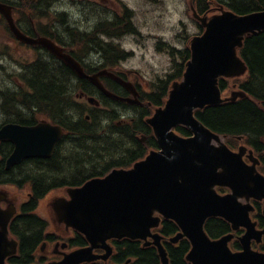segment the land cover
I'll list each match as a JSON object with an SVG mask.
<instances>
[{
    "label": "water",
    "instance_id": "water-1",
    "mask_svg": "<svg viewBox=\"0 0 264 264\" xmlns=\"http://www.w3.org/2000/svg\"><path fill=\"white\" fill-rule=\"evenodd\" d=\"M0 12L7 17L17 37L30 44H41L64 60L82 78H88L100 91L114 100L139 103L138 93L130 83L123 82L106 71L87 76L78 63L63 54L62 49L47 39L32 40L15 27L11 10L0 4ZM206 31L191 42L192 56L181 82H175L164 108L156 110L147 120L152 127L159 151L130 170H114L104 179H93L83 187L70 189L71 200L55 201L54 209L61 222L84 234L91 246L65 255L59 263L81 264L109 256L94 255V250L105 247L110 238L143 239L160 224L161 214L175 221L182 233L172 239L178 242L186 237L192 243L187 259L193 264H264V253L252 251L251 241H262L263 232L251 222L253 210L250 199H264V176L256 170L258 161L250 151L247 165L243 157L247 148L241 146L232 152L216 133L195 117V110L223 102L219 79L240 76L246 72L245 63L238 57L237 48L243 46L246 36L264 32V11L248 15L224 12L209 22ZM106 75L120 82L134 99H123L109 92L101 83ZM242 93H233L235 100ZM94 103V99H89ZM182 126L191 134L182 137L174 129ZM63 136L60 126L42 121L36 126L9 124L0 129V142L11 141L16 148L8 160V167L33 157H50ZM228 187L231 194L220 196L216 187ZM0 192V201L8 200ZM245 199L247 204L240 200ZM16 211L14 204L0 210V264L16 253L15 241L8 239V224ZM211 217H222L234 229L245 227L241 239L244 252L231 253L228 242L232 236L212 241L204 231ZM152 236V235H151ZM159 248L162 264H169L161 238L152 236ZM110 253V251H109Z\"/></svg>",
    "mask_w": 264,
    "mask_h": 264
},
{
    "label": "trees",
    "instance_id": "trees-1",
    "mask_svg": "<svg viewBox=\"0 0 264 264\" xmlns=\"http://www.w3.org/2000/svg\"><path fill=\"white\" fill-rule=\"evenodd\" d=\"M233 8L239 14L264 10V0H248L246 5L233 4ZM180 54L182 62L174 61L172 73L152 83L150 92L142 94V99L150 104L141 107L122 104L124 110H117L108 106L112 105V101L102 97L107 110L93 111L91 121H86L84 118L85 106L75 98V95L82 91L99 97V93L85 80L78 81L82 86L77 87L75 83L77 78L74 74H30L27 76V82L31 86V91L0 89V101L3 102L1 109L11 111L15 117L12 120L29 125L30 122L24 120L21 109L30 112L38 110L42 116H47L53 122L62 125L67 132L52 158L29 160L37 167L26 170L21 183L31 181L34 184L32 179H36L41 191H36L34 194L30 202L32 209L24 205V210H34L38 200L50 187L81 185L85 180L102 176L113 168H128L145 158L149 148L156 146L152 130L145 123V119L154 109L164 105L172 82L182 78L185 64L190 58V51L186 49ZM241 55L248 65L249 73L246 79L237 82L239 88L247 93V97L198 110L196 116L210 130L226 136L228 144L233 148L238 143L235 137L244 136L246 144L259 156L261 169L264 171V33L247 37ZM65 77L71 78L70 89L65 87ZM220 86L225 91L230 88L225 80L221 81ZM127 115L132 119L121 121L122 117ZM176 131L189 136V132L183 127H178ZM141 135L148 137L146 143L139 140ZM15 175V171L3 170L0 183H18ZM259 218L263 225L264 220ZM16 222L13 223L12 229L14 234L18 233L17 236L22 242L21 254L22 257L25 255L26 262L21 263L20 258H11L10 263L30 264L34 260L32 253L44 225L31 216L20 222L22 229L19 232L18 228H15ZM206 229L212 237L218 238L228 233L230 226L222 219H211L207 222ZM178 231L179 228L174 222H164L162 234L165 237L172 236ZM79 245H84L82 240ZM124 245L117 259L119 264H123L130 257L136 259L132 264H160L155 248L143 249L133 242ZM166 246L171 264H189L186 255L190 250V243L186 239H183L178 246L169 243H166ZM233 246L236 249L240 248L237 241ZM260 248L264 250V244Z\"/></svg>",
    "mask_w": 264,
    "mask_h": 264
},
{
    "label": "flooded vegetation",
    "instance_id": "flooded-vegetation-1",
    "mask_svg": "<svg viewBox=\"0 0 264 264\" xmlns=\"http://www.w3.org/2000/svg\"><path fill=\"white\" fill-rule=\"evenodd\" d=\"M247 2L248 0H193V3L202 9V17H211L225 6L227 9L234 10L233 4L246 5ZM0 3L10 8L15 25L21 33L32 39L40 37L50 39L66 54L73 57L86 74L96 75L106 70L125 79H128L126 77L128 74H138L137 71L124 67L125 61L131 58L133 52L127 53L122 42L125 43L129 38H136L140 35V31L130 15L133 9L129 7L126 0H0ZM0 73H6V75L22 73L34 75L39 73L75 74L65 62L44 47L19 40L10 28L7 18L2 14H0ZM64 80L65 87L69 88L70 78L65 77ZM105 80L111 87L120 88L123 94L126 93L113 79L105 77ZM26 110L21 109V114L24 120H29L28 126H35L41 121L38 117V110L35 112ZM14 148L12 142L1 144L0 170L16 172V182L18 183L15 184L19 192H23L25 184H30L32 191L29 190L27 194L32 201L36 191H41L39 190L40 184L36 179H32L34 184L31 181L25 184L21 182H23L24 172L36 168L37 165L29 162L32 159H24L21 163L8 167V160ZM7 185L11 186L8 183H0V188L5 189ZM51 189L50 187L46 193H50ZM23 195L25 194L19 196ZM30 202L25 204L28 209H32ZM1 206L5 208L6 203H1ZM25 206L23 205V207ZM23 207L21 213L16 217L15 228H18L20 232L22 229L20 222L31 216L40 220L44 228L41 230L39 240L35 243L34 250L38 249L40 252V261L55 260V252L60 253L55 247L58 236L50 230L49 221L42 218L37 212L36 214L31 213V211L24 210ZM59 230L66 234L71 233L65 228L60 227ZM73 234L74 237L70 244L79 247L87 246L82 237L76 232ZM81 240L84 245H79ZM51 244H53L52 250L46 252L45 250Z\"/></svg>",
    "mask_w": 264,
    "mask_h": 264
},
{
    "label": "rangeland",
    "instance_id": "rangeland-1",
    "mask_svg": "<svg viewBox=\"0 0 264 264\" xmlns=\"http://www.w3.org/2000/svg\"><path fill=\"white\" fill-rule=\"evenodd\" d=\"M126 2L133 9L130 15L140 31V35L136 38H129L125 43L122 42L126 52H133L131 58L125 61L124 67L138 72V74H128L126 77L134 84H139L143 90L148 91L150 83L172 73L174 59L168 53V46L176 50H185L190 47L191 39L201 35L204 30L200 29L193 19L190 0H126ZM0 79L9 87H15V75L0 74ZM229 84H232L231 81ZM44 118L39 117L40 120ZM3 119L2 113L0 124ZM5 189L17 197L27 194L30 190L29 187H25L23 192H19V189L12 185H7ZM60 196H67L65 190L51 192L41 202L37 212L49 221L50 230L55 232L60 230H58L59 226L54 223L50 201ZM52 248L53 244L49 245L45 251H51Z\"/></svg>",
    "mask_w": 264,
    "mask_h": 264
}]
</instances>
